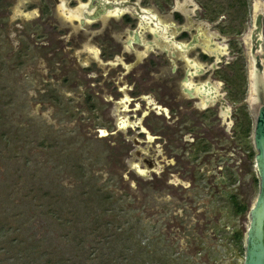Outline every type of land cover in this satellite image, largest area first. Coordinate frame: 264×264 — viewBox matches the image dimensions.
Returning a JSON list of instances; mask_svg holds the SVG:
<instances>
[{
  "label": "rangeland",
  "instance_id": "1",
  "mask_svg": "<svg viewBox=\"0 0 264 264\" xmlns=\"http://www.w3.org/2000/svg\"><path fill=\"white\" fill-rule=\"evenodd\" d=\"M159 1L143 7L161 13ZM60 8L0 0V264H243L258 192L251 163L235 186L227 176L219 194L202 184L185 198L181 189L156 190L152 174L136 173L134 147L123 158L145 138L135 126H116L127 113L109 103L103 82L91 99V81L101 80L90 59L95 43L79 50L77 20ZM122 18L100 23L116 30ZM249 141L240 142L243 153Z\"/></svg>",
  "mask_w": 264,
  "mask_h": 264
},
{
  "label": "flooded vegetation",
  "instance_id": "2",
  "mask_svg": "<svg viewBox=\"0 0 264 264\" xmlns=\"http://www.w3.org/2000/svg\"><path fill=\"white\" fill-rule=\"evenodd\" d=\"M52 1L69 8L79 0ZM128 1L138 8L127 5L114 16H123L116 30L109 24L103 28L104 15L85 19L84 25L76 21L77 48L86 42L96 48L90 59L101 80L91 81V99L98 98L95 91H102L98 86L103 82L109 103L127 113L116 126H135L145 138L134 139L130 149L124 140L123 158L134 147L141 163L134 167L136 173L152 174L156 190L163 185L183 190L181 198L201 184L207 193L219 194L227 176L235 186L248 161L257 182L253 137L259 107L254 91H264V0H160L161 13L143 7L145 0ZM84 3L94 6L87 16L107 4ZM103 61L105 73L98 67ZM67 73L65 67L62 74ZM124 78L130 81L127 94L121 89ZM246 139L250 148L243 153L240 142Z\"/></svg>",
  "mask_w": 264,
  "mask_h": 264
},
{
  "label": "water",
  "instance_id": "3",
  "mask_svg": "<svg viewBox=\"0 0 264 264\" xmlns=\"http://www.w3.org/2000/svg\"><path fill=\"white\" fill-rule=\"evenodd\" d=\"M127 5L134 7L136 4L129 1L109 2L105 6L98 5L94 16L84 15V19L80 20V24L84 25L85 19L95 21L106 15L107 11L113 8H124ZM63 6L67 7V5ZM92 5H88L86 11H91ZM74 14V11H70ZM260 77L258 79L259 83ZM260 84H257V88ZM264 88V86H261ZM258 103V111L256 112V123L254 128V146L256 149L255 168L258 179V192L248 210V223L244 234V259L243 264H264V91H254Z\"/></svg>",
  "mask_w": 264,
  "mask_h": 264
},
{
  "label": "crops",
  "instance_id": "4",
  "mask_svg": "<svg viewBox=\"0 0 264 264\" xmlns=\"http://www.w3.org/2000/svg\"><path fill=\"white\" fill-rule=\"evenodd\" d=\"M106 1V3H109V2H117V1H124V0H105ZM126 1H128V0H126ZM87 4H85V3H81L80 2V5L77 7V8H75V9H69L68 11L69 12H65V10L64 9H62V8H64V7H61L60 8V10L61 11H63V14L67 17V18H69V19H71V18H74V19H76L77 21H80L81 19H84V15L85 14H88V13H90L91 11H86V8H87ZM94 7V6H93ZM126 7V6H125ZM124 7V8H125ZM66 8V7H65ZM124 8H113L112 10H109V11H107V13H106V15H104L105 17H108V16H118V15H120L121 13H123V9ZM67 9V8H66ZM70 11H74V14H71V12ZM122 62V61H121ZM124 67H125V64L123 65Z\"/></svg>",
  "mask_w": 264,
  "mask_h": 264
},
{
  "label": "trees",
  "instance_id": "5",
  "mask_svg": "<svg viewBox=\"0 0 264 264\" xmlns=\"http://www.w3.org/2000/svg\"><path fill=\"white\" fill-rule=\"evenodd\" d=\"M237 212H243L245 210V207L244 206H238L236 208Z\"/></svg>",
  "mask_w": 264,
  "mask_h": 264
}]
</instances>
